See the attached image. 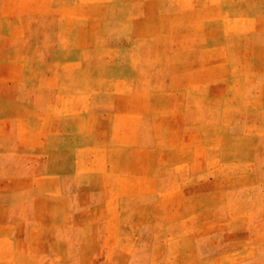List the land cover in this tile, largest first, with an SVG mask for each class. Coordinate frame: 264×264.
<instances>
[{"label": "rangeland", "instance_id": "1", "mask_svg": "<svg viewBox=\"0 0 264 264\" xmlns=\"http://www.w3.org/2000/svg\"><path fill=\"white\" fill-rule=\"evenodd\" d=\"M0 264H264V0H0Z\"/></svg>", "mask_w": 264, "mask_h": 264}]
</instances>
